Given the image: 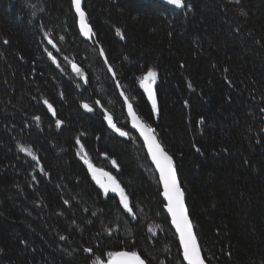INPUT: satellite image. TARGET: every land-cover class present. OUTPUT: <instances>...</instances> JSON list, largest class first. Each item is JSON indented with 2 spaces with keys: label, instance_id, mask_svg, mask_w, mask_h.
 Returning a JSON list of instances; mask_svg holds the SVG:
<instances>
[{
  "label": "trees",
  "instance_id": "obj_1",
  "mask_svg": "<svg viewBox=\"0 0 264 264\" xmlns=\"http://www.w3.org/2000/svg\"><path fill=\"white\" fill-rule=\"evenodd\" d=\"M82 2L89 41L71 0H0V264H105L119 251L183 264L126 102L173 157L206 264H264V0ZM150 68L155 111L140 83Z\"/></svg>",
  "mask_w": 264,
  "mask_h": 264
},
{
  "label": "snow or ice",
  "instance_id": "obj_2",
  "mask_svg": "<svg viewBox=\"0 0 264 264\" xmlns=\"http://www.w3.org/2000/svg\"><path fill=\"white\" fill-rule=\"evenodd\" d=\"M233 3H240V0H231ZM71 3L75 9L79 17V26L80 32L89 39L95 35L91 25L88 23L87 14L82 7V0H71ZM167 3L170 5H174L176 8H184L185 3L184 0H167ZM242 15H247L246 13L241 11ZM117 34H120V30L117 29ZM45 37L48 36V33H44ZM63 39V37H61ZM5 44L8 43V40L5 39L3 41ZM48 43L52 45L53 48L56 45L53 43L52 39H48ZM48 52V56L52 59L53 62H56V57L53 56L52 52L45 49ZM101 55H104L103 49H101ZM59 67V64H57ZM73 71L78 75L83 77L84 73L83 70L73 63L72 65ZM109 70L111 67L109 66ZM157 77V73L154 69H148L146 75L141 79L140 83L144 87V90L148 93V97L152 102V108L155 111L157 107V102L155 98V94L152 89V84L155 82ZM127 99V98H126ZM47 105L48 109L52 111V114L55 116V109L53 105L49 103L47 100L44 101ZM99 104V101H96ZM88 111H93L92 107L88 104L83 105ZM129 113L132 116L133 126L140 130L141 135L144 137L145 143L147 144L149 153L153 162L155 163L157 169L160 173V180L163 183V195L167 200V204L165 207L167 211L171 214L172 223L175 225L177 232L179 233L180 243L183 248V258L188 262V264H205V259L201 255L200 246L197 243V237L193 231V225L188 218L187 210L184 204V191L180 186V183L177 179L176 168L174 166L173 157L168 154L161 146V144L157 141L154 135V129L151 128L149 125H145L140 122L139 118L136 116L135 112L132 110V105H128ZM36 119H39L37 117ZM105 119L108 121L109 125L113 127L121 136H128V133L122 131L120 128L116 127V124L113 122L111 115L105 111ZM63 121L57 120L56 125L59 127ZM77 143H80L79 138H77ZM195 147V145H194ZM81 149H83V145H81ZM28 152L29 155H32V152L29 149H24ZM199 151V149H196ZM87 153H85V156ZM35 158V157H34ZM85 163L88 164L89 169L93 173L94 179L100 185V187L104 190V193L107 195L109 191L113 193H119L120 196V203L122 204L123 208L135 218V213H133V209L130 206V202L128 196L125 193V190L120 186V184L116 181L115 177L111 176L110 173H102L103 176L107 177V181H102L99 176H97V172L101 171L96 168L86 159ZM111 163L116 166V161L113 160ZM43 171V169H41ZM68 203V201H65ZM64 239V237H61ZM85 252L91 253L93 250L92 248H85ZM109 257H117L119 258L117 261L112 259L109 260L108 264H146L145 259H143L140 254L136 251H121L117 253H108ZM93 264H103L102 261H99L97 258Z\"/></svg>",
  "mask_w": 264,
  "mask_h": 264
},
{
  "label": "water",
  "instance_id": "obj_3",
  "mask_svg": "<svg viewBox=\"0 0 264 264\" xmlns=\"http://www.w3.org/2000/svg\"><path fill=\"white\" fill-rule=\"evenodd\" d=\"M74 9V7H73ZM74 12H75V9H74ZM75 15L77 17V20H78V28H79V31H80V26H79V17L77 15V13L75 12ZM81 37L85 40V39H88V37H85L81 32ZM143 91H144V94L146 96V99L148 101V104L152 107V102L151 100L149 99L148 97V93L144 90V87H143ZM126 115H127V118H128V122L130 124V130L133 131L137 137L139 138V140L141 141V143L143 144L144 146V150H145V153L148 157V160H149V163L151 164V166L153 167L155 173H156V176H157V180H158V183H159V187H160V197L161 199L163 200L164 204L166 205L167 204V200L166 198L164 197L163 195V191H164V188H163V183L162 181L160 180V173H159V170L157 169L155 163L153 162L152 158H151V155L149 153V150H148V147H147V144L145 143V140H144V137L141 135L140 133V130L136 127L133 126V120H132V116L131 114L129 113V109H128V105H126ZM142 123V121H140ZM157 139V138H156ZM184 204H185V196H184ZM186 208V207H185ZM164 212L165 214L167 215L168 219H169V223H170V226L173 230V232L175 233L176 237H177V241H178V244H179V247H180V251H181V259H182V262L183 264H188V262L186 260H184L183 258V248L181 246V243H180V238H179V233L177 232L176 230V227L175 225H173L172 223V217H171V214L167 211V208L164 206ZM189 218V217H188ZM190 220V219H189ZM194 231V230H193ZM202 255V254H201ZM119 258L117 257H113L112 260L114 261H117ZM206 264V263H205Z\"/></svg>",
  "mask_w": 264,
  "mask_h": 264
},
{
  "label": "rangeland",
  "instance_id": "obj_4",
  "mask_svg": "<svg viewBox=\"0 0 264 264\" xmlns=\"http://www.w3.org/2000/svg\"><path fill=\"white\" fill-rule=\"evenodd\" d=\"M82 40H84L83 38H82ZM84 41H86V40H84ZM125 113V112H124ZM127 127H128V124H127ZM118 135L119 136H121L120 134H119V132H118ZM121 137H123V138H125V139H127V137L126 136H121ZM150 164V163H149ZM151 166V165H150ZM151 168L153 169V167L151 166ZM120 197V196H119ZM171 228V227H170ZM174 233V232H173Z\"/></svg>",
  "mask_w": 264,
  "mask_h": 264
}]
</instances>
